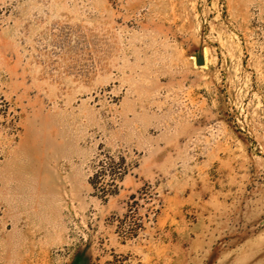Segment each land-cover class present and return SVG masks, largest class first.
<instances>
[{
	"label": "rangeland",
	"instance_id": "obj_1",
	"mask_svg": "<svg viewBox=\"0 0 264 264\" xmlns=\"http://www.w3.org/2000/svg\"><path fill=\"white\" fill-rule=\"evenodd\" d=\"M0 264H264V0H0Z\"/></svg>",
	"mask_w": 264,
	"mask_h": 264
},
{
	"label": "water",
	"instance_id": "obj_2",
	"mask_svg": "<svg viewBox=\"0 0 264 264\" xmlns=\"http://www.w3.org/2000/svg\"><path fill=\"white\" fill-rule=\"evenodd\" d=\"M197 63L200 64V65L203 64L204 63L203 57L198 58L197 59Z\"/></svg>",
	"mask_w": 264,
	"mask_h": 264
}]
</instances>
